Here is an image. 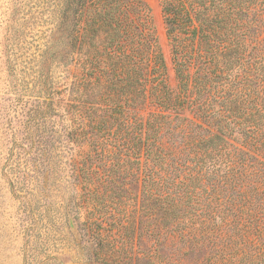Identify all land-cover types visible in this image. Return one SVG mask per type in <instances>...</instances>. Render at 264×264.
I'll return each mask as SVG.
<instances>
[{
  "label": "trees",
  "instance_id": "obj_1",
  "mask_svg": "<svg viewBox=\"0 0 264 264\" xmlns=\"http://www.w3.org/2000/svg\"><path fill=\"white\" fill-rule=\"evenodd\" d=\"M91 2L107 49L81 57L71 138L83 200L103 210L101 243L135 224L112 217L111 184L140 177V245L154 240L140 258L170 264L158 250L169 239L209 248L205 264H264V0H160L175 86L146 1ZM138 26L140 63L119 67L117 47Z\"/></svg>",
  "mask_w": 264,
  "mask_h": 264
},
{
  "label": "rangeland",
  "instance_id": "obj_2",
  "mask_svg": "<svg viewBox=\"0 0 264 264\" xmlns=\"http://www.w3.org/2000/svg\"><path fill=\"white\" fill-rule=\"evenodd\" d=\"M145 1L175 86L160 0ZM91 3L0 0V264H155L140 258L154 249L151 238L140 245V177L111 184L112 217L135 223L118 232L119 240L101 243L95 219L103 210L83 200L79 147L71 138L81 129L72 112L73 83L84 53L106 50L108 37L105 26L92 28ZM139 31L123 35L119 67H131L132 55L140 63ZM124 166L115 164L111 173L118 179ZM158 250L170 264H205L210 251L192 252L169 239Z\"/></svg>",
  "mask_w": 264,
  "mask_h": 264
}]
</instances>
